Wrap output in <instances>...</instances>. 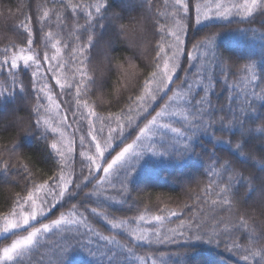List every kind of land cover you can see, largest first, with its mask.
Instances as JSON below:
<instances>
[{
	"label": "snow or ice",
	"instance_id": "6c2138e0",
	"mask_svg": "<svg viewBox=\"0 0 264 264\" xmlns=\"http://www.w3.org/2000/svg\"><path fill=\"white\" fill-rule=\"evenodd\" d=\"M57 2L73 21L84 18L83 25L76 24L79 34L74 39L78 43L71 47L69 57L82 67L70 69L61 55L58 45L68 51L69 44L56 39L66 27L64 19L57 15ZM138 6L153 33L160 37L154 48V70L145 79L142 94L130 96L118 114L109 112L106 116L95 111L85 97L92 91L90 86L97 84L88 75L89 53L103 39L99 30H107V25L99 21L107 18L109 24H115L121 19L119 13L109 16V0L75 4L71 0H53V8L49 9L30 0L20 6L23 20L10 27L2 25L16 33L22 46L10 42L0 50V75L5 76L0 81V105L17 98L34 100L28 105L30 125L25 134L40 131L39 139L44 145L38 158L49 171L58 170L37 183L29 167L35 162L31 157H26L28 163L21 159V143L13 141L12 147L6 149L7 159L0 152V184L21 187V192L10 198L8 211L0 214V233L5 238L15 237L2 249L0 261L44 264L42 254L39 259L35 257L48 246V237L55 230L62 233L57 246L59 255L48 264H68V253L77 247L98 257L93 264H193L197 243L214 244L217 248L224 243V250L238 254L245 264H264V222L257 229L245 218L247 213L237 215L235 202L236 185L247 184L264 216V178L256 184L251 175H244L237 167L240 157H245L264 172V30L253 26H264V0H164V11L157 7L156 0H140ZM24 7L30 11L24 12ZM52 16H57L56 27L60 29L55 34L51 31ZM234 24L237 27H232ZM45 27L49 31L45 32ZM124 27L119 25L121 31ZM235 33H251L259 39V61L251 52L225 54L219 41L226 34ZM37 45L43 49L50 46L51 54L41 53ZM68 71L72 72L71 82ZM21 73L26 79L21 78ZM57 87L59 91H55ZM224 92L228 93L226 102L220 103ZM60 96L74 100L58 102ZM62 104L80 125L77 131L84 132L79 137L82 150L78 153L84 159H69L74 152L72 141L65 147H58L55 139L49 144L59 129L51 127L46 114L55 110L56 116L61 117V126L72 127L61 111ZM216 132L224 135L217 136ZM198 134L207 136L212 147L208 148ZM197 147L201 151L197 152ZM217 148L227 155H219ZM149 155L177 162L193 155L207 156V170L200 174L206 175L208 181L199 192L192 193L197 203L184 205L191 212L186 221L179 219L183 210L178 213L161 209L168 215L151 216L156 223L149 226L143 223L147 206L138 216L109 219L114 204H127L128 211L139 209L138 200L128 201ZM13 172L20 179L14 178ZM72 200L77 203L70 204L58 218L41 222ZM169 216L179 223L165 228L164 221ZM97 217L110 226L113 234L102 235L91 225L90 218ZM241 232L247 236L244 246L238 241L237 234ZM98 241L104 242L102 249L92 251Z\"/></svg>",
	"mask_w": 264,
	"mask_h": 264
},
{
	"label": "trees",
	"instance_id": "16d2710c",
	"mask_svg": "<svg viewBox=\"0 0 264 264\" xmlns=\"http://www.w3.org/2000/svg\"><path fill=\"white\" fill-rule=\"evenodd\" d=\"M29 2L30 0H0V13L3 14V17L0 18V50L5 46H9L10 42H15L18 46H22L16 33L7 30V28L2 25L7 24L10 27L12 24L19 23L23 20V15H20V6L28 4ZM33 2L40 3L43 9L53 8V0H33ZM80 2L88 3L90 0H71L73 4ZM109 3L111 4L108 10L109 16L115 12L120 14L121 19L116 21L115 24H109L107 18L99 21L100 24L107 25V30H99L103 35V39L90 51V59L86 65L88 75L96 80L97 84L90 86L92 91L85 98L95 111L104 116L109 112L118 114L121 108L127 106L130 96L134 98L142 94L144 81L154 70L152 67V60L155 56L154 48L160 39L159 35L153 33L145 18L143 9L138 6L140 0H109ZM163 4L164 0H156V5L161 11L165 10ZM57 9V15L64 19L66 27L56 39H63L69 44L68 51H64L63 46L58 45L62 49L61 55L64 61L69 64L70 69L82 67V65L78 63H72L69 57L71 47L78 43L74 39V36L79 34L75 31L76 24L83 25L85 22L84 18L80 16L76 18V21H73L69 18L68 13L62 8H59L58 2ZM23 11L29 12L30 9L24 7ZM71 15L75 16L76 14L72 13ZM160 22L164 23V20L161 19ZM51 24V31H53L54 34L60 31V29L56 27L57 16H52ZM119 25L125 26L123 31L119 29ZM253 26L257 29L264 30V26L260 23H255ZM232 27L235 28L237 25L234 24ZM239 27H245V25H239ZM44 31H49V28L45 27ZM219 43L221 49L226 50V55L229 52L240 55H247L251 52L257 61L261 59L260 41L258 38L253 37L251 33L226 34ZM36 47L41 53H43V51H49V54H51L50 46L49 49H43L42 45H37ZM2 58V55H0V59ZM6 71L7 69H5V75ZM67 76L69 77L68 82H71L72 72L68 71ZM21 78L26 79L23 73H21ZM4 79L5 76L0 75V81ZM63 82L65 81L62 79V83ZM51 83L54 84L55 80H52ZM9 85L5 86L8 87ZM18 88L19 85H17V90ZM56 91H59L58 87ZM72 91L74 93L75 90L73 89ZM217 91L219 92L220 90L218 89ZM169 94L171 95V93ZM227 95L228 93L224 92L220 96V103L226 102ZM57 99L58 102L69 101L74 100V97L60 96ZM213 100L215 102L216 97H213ZM31 103H34V100L17 98L14 102L9 101L5 105H0V152H2L4 158L7 159L8 153L6 149L12 147L13 141L21 143L23 147L18 150L21 154V159L25 163H28L26 157L32 158L35 162V166L29 163V167L32 168L33 173L36 175V182L42 183L43 180H46L48 176L52 175L53 172L58 169L53 168L49 171L38 158V154L44 145V141L39 139L40 131H35L28 135L25 134V130L30 125V107L28 105ZM257 104L259 105L260 102L257 101ZM61 111L68 115V117L70 114V118L72 119V112H67L63 104L61 105ZM45 118L49 119L51 127L54 128H56L57 122L61 119V117L56 116L55 110L46 114ZM34 119L35 117L32 116L31 121L34 122ZM72 121L75 122L77 128L80 127L77 121L73 119ZM257 123H259V121H257ZM84 127L86 130V121ZM77 132L78 138L84 135V132ZM69 133L67 128L63 127L59 129L54 137H50L49 144L55 139L58 142V147H64L69 141H72L73 143L71 146L74 152L70 155L69 159L71 160L73 157L77 160L84 159V157H79L78 155L79 151L82 149L79 148L77 139H75L71 133L68 135ZM61 134H63L62 140ZM198 135L208 148L212 147L207 136ZM216 135L220 136L224 134L216 132ZM86 143L87 141H85V146ZM199 151H201V149L197 147V152ZM217 151L221 156L227 155L226 151H221L219 148H217ZM240 161L241 163L237 164L239 170L246 176L251 175L253 177V182L259 184L260 179L264 178V172L260 170L259 165L250 158L246 159L245 157H240ZM11 162L13 164L16 163L15 160ZM206 162V155L203 158L194 155L189 156L181 162L167 157L154 158L151 157V155L147 156L143 162L144 168L140 171L135 182L136 187L131 192L128 201V203H131L133 200H138L139 209L133 208L131 211H128L127 204H114L112 209L113 216H110L109 219L119 220L125 217L138 216L144 212L145 206H147L146 221L143 223L149 226L155 225L156 223L151 220V216L168 215L167 211H161V209H167L178 213L183 210L184 214L181 215L179 219L186 221L191 212L184 209V205H195L197 202L192 193L199 192L208 181L206 175L200 174L207 170ZM78 169L79 165L77 164V170ZM66 171H70V169H66ZM11 175L16 179H20L15 172L11 173ZM22 184L23 181L21 180V186ZM89 188H91V186H89ZM236 188L238 189L235 193L237 215H244L247 213L245 218L249 220L250 224L254 223V226L259 229L261 222H264V216L260 215L258 206L254 203L255 194L248 191L247 184H237ZM87 191H89V189H85V192ZM16 192H21V187L12 184H0V214L8 211L10 198ZM22 194L26 195V193ZM73 203H77V200L70 201L69 205H65L64 208L58 209L47 220H42L41 222L49 223L51 219L58 218L60 212H66L70 204ZM90 206L96 207L95 204H91ZM205 210L207 211L208 209ZM191 211H197V208H192ZM220 215L227 214L220 213ZM90 221L91 225L98 229L102 235L113 234L110 226L102 218H90ZM178 223L179 220L169 216L168 219L164 221V226L165 228H172ZM2 226L3 222L0 221V227ZM133 227H135V225H133ZM61 234V232L54 230L53 234L48 237V246L41 248L35 259H39L40 254H42L44 264H48L49 260L54 261L59 255L57 246L61 242ZM237 235L239 243L244 246L247 243L246 233L241 232ZM14 238L15 237L5 238V234L0 233V253H2V249L8 246ZM103 244V241L94 242L92 251L102 249ZM224 249V243H221L219 248L214 244L197 243L196 251L192 257L193 264H245V262L239 258L238 254L227 252ZM168 250V248H161V251ZM139 254L143 253L141 252ZM97 258L98 257L90 256L88 250L79 247L70 251L67 255L68 264H93V261ZM0 264H6V262L0 261ZM7 264H11V262H7Z\"/></svg>",
	"mask_w": 264,
	"mask_h": 264
},
{
	"label": "rangeland",
	"instance_id": "374dc122",
	"mask_svg": "<svg viewBox=\"0 0 264 264\" xmlns=\"http://www.w3.org/2000/svg\"><path fill=\"white\" fill-rule=\"evenodd\" d=\"M56 91V90H55ZM58 100V99H57ZM68 117V115H67ZM68 123L72 125V127H68L67 130H68V133L70 132L71 135L73 136V133L75 132V136H73L75 139H77V142L79 143V138H78V132H77V125L75 124V122L72 121V119L70 118V114H69V117H68ZM76 125V126H75ZM56 128L58 129H61L63 128L61 126V124L59 122H57L56 124ZM70 130V131H69ZM62 132V131H61ZM70 133L68 135H70ZM72 140V139H71ZM64 145H65V142H64ZM65 147V146H64ZM54 231V230H53Z\"/></svg>",
	"mask_w": 264,
	"mask_h": 264
}]
</instances>
